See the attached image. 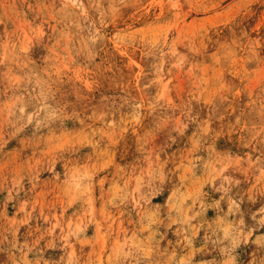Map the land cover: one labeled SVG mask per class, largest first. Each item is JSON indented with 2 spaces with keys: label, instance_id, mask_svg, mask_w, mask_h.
Wrapping results in <instances>:
<instances>
[{
  "label": "rangeland",
  "instance_id": "1",
  "mask_svg": "<svg viewBox=\"0 0 264 264\" xmlns=\"http://www.w3.org/2000/svg\"><path fill=\"white\" fill-rule=\"evenodd\" d=\"M261 128L264 0H0V264H264Z\"/></svg>",
  "mask_w": 264,
  "mask_h": 264
},
{
  "label": "clouds",
  "instance_id": "2",
  "mask_svg": "<svg viewBox=\"0 0 264 264\" xmlns=\"http://www.w3.org/2000/svg\"><path fill=\"white\" fill-rule=\"evenodd\" d=\"M251 139H249L247 142L251 143L252 139H255L257 135L261 136V139L264 140V128H261L258 132L249 130ZM237 161L240 160V158H236ZM250 159V158H249ZM260 161V180L264 181V155L257 158ZM251 163H256V161H250ZM217 163L221 164L222 167H227L226 161H217ZM240 181H236V183H239ZM8 199H12L11 194L9 195ZM219 203V202H217ZM238 211V206L234 204H230L229 206V212ZM25 221H21V223H24ZM262 223H264V220H262ZM243 225V220L241 219L238 223H228L227 225H218L217 229L222 231V235H216V239L212 240L211 243L213 245H220L224 244V247L221 248L222 252L230 253L231 251H234L242 241L246 242L247 237L251 236V232L243 233L242 228L240 227ZM211 227V226H210ZM215 234V232H214ZM192 235H195V232L192 233ZM187 239L188 244H191V240ZM209 237H206V240H208ZM227 241V243H224ZM13 247H16L15 244H13ZM2 250V249H0ZM14 264H29L27 261H14ZM223 264H236L235 258H229L223 261Z\"/></svg>",
  "mask_w": 264,
  "mask_h": 264
}]
</instances>
